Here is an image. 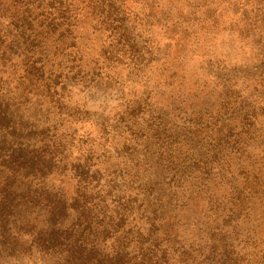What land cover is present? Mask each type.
Listing matches in <instances>:
<instances>
[{
  "label": "rangeland",
  "instance_id": "374dc122",
  "mask_svg": "<svg viewBox=\"0 0 264 264\" xmlns=\"http://www.w3.org/2000/svg\"><path fill=\"white\" fill-rule=\"evenodd\" d=\"M6 184L0 264H264V0H0Z\"/></svg>",
  "mask_w": 264,
  "mask_h": 264
},
{
  "label": "trees",
  "instance_id": "16d2710c",
  "mask_svg": "<svg viewBox=\"0 0 264 264\" xmlns=\"http://www.w3.org/2000/svg\"><path fill=\"white\" fill-rule=\"evenodd\" d=\"M33 69L34 66H33ZM36 70V69H35ZM0 239L4 242H10L12 240V234L16 233L17 239L19 232L23 229V226L29 225L31 222V216L34 213V209L38 207L37 204H29L28 202H16L12 197L16 196V191L12 189L11 184H6L0 188ZM44 207L41 208L44 211L45 222L48 223L47 228L52 230H47V234L53 235L51 233L55 228L57 219L59 217V206H56L57 203L52 204L50 201H45ZM62 208V207H61ZM38 218V216H37ZM17 239L14 242H10L9 245L17 243ZM52 237H49L48 244L49 248L52 245ZM0 241V246H1ZM70 249V248H68ZM70 251V250H67ZM75 258V254L69 256Z\"/></svg>",
  "mask_w": 264,
  "mask_h": 264
}]
</instances>
